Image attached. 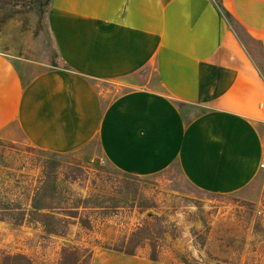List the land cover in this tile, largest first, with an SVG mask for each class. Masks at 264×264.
I'll return each mask as SVG.
<instances>
[{
    "label": "crops",
    "instance_id": "0c3cea01",
    "mask_svg": "<svg viewBox=\"0 0 264 264\" xmlns=\"http://www.w3.org/2000/svg\"><path fill=\"white\" fill-rule=\"evenodd\" d=\"M46 23L61 65L26 79L25 60L0 50V132L14 125L29 146L56 155L114 140L115 155L130 157L122 173L172 161L212 195L257 175L264 76L240 36L264 54V0H52ZM121 82L130 91L105 104L103 86ZM175 105L207 110L185 122ZM94 264L160 263L112 252Z\"/></svg>",
    "mask_w": 264,
    "mask_h": 264
},
{
    "label": "rangeland",
    "instance_id": "374dc122",
    "mask_svg": "<svg viewBox=\"0 0 264 264\" xmlns=\"http://www.w3.org/2000/svg\"><path fill=\"white\" fill-rule=\"evenodd\" d=\"M8 1L17 5L0 4V50L25 60L26 79L61 65L47 34V12L26 7L27 1ZM240 37L264 76L261 48ZM18 69L25 73L19 63ZM118 84L103 86L105 104L130 91L131 82ZM175 107L185 122L207 110ZM112 143L95 139L76 152L51 155L29 146L14 125L0 132V264H94L101 253L123 250L131 234L147 224L161 233L135 253H154L160 264H264V167L239 192L212 195L191 186L171 161L156 173L137 176L127 191L121 170L131 166L130 157L115 155ZM50 159L58 166L47 180L43 165ZM45 180L55 183V194L48 197L66 228L59 235L46 234L29 216ZM72 208L75 217L68 215Z\"/></svg>",
    "mask_w": 264,
    "mask_h": 264
},
{
    "label": "trees",
    "instance_id": "16d2710c",
    "mask_svg": "<svg viewBox=\"0 0 264 264\" xmlns=\"http://www.w3.org/2000/svg\"><path fill=\"white\" fill-rule=\"evenodd\" d=\"M26 1L28 2L26 7L28 6V8H30L33 6L38 9L37 10L38 13H46L51 5L52 0H22L21 3L22 2L24 3ZM0 4L1 6L5 8H8V7L12 8L14 5L15 6L17 5V3H14L13 1L9 2L8 0H0ZM221 11L224 13L227 21L230 23L234 31L236 33L241 32L240 28L238 27L237 24L233 22L230 15L227 12H225L223 8H221ZM44 153H47V152H44ZM48 154H51V153H48ZM51 155H56V154H51ZM57 166H58V162L55 160L50 159V160L45 161L43 167L45 171V178L47 180L53 179L52 172L55 171ZM121 174L124 178L123 182L125 184V190L128 191L130 183H131L130 181H134V179H137V177L132 176L130 174H125V173H121ZM47 180L43 182V185L40 188L41 190L39 191V196L37 198L36 197L33 198V200L31 201V205H30L31 210L29 211V216L32 217L31 221L40 223L43 226V231L46 234L59 235L60 233H63V231H66V228L60 227L61 221L63 222V220L57 218L53 214V211L59 208H55L54 204H50L49 202L50 198L48 196H51V195L53 196L55 194V183L53 181H47ZM49 182L50 183L52 182V183L50 184ZM120 193L124 194L125 196L130 195L126 191H122ZM76 208H72L73 210L67 211L70 217L76 216V212H75ZM148 226H149L148 224L141 226L140 228L137 229V231L132 233L131 237H129L128 241H126V244L123 250H112V252H115L117 254H122L125 256H131V257L135 256L136 249L140 247V245L143 243L144 240L149 241L153 238L152 235H154L155 233L157 234L161 233L160 228L157 230V232L155 230V233H154L148 228ZM147 259L151 262H157L156 255L154 253L151 254V256L147 257Z\"/></svg>",
    "mask_w": 264,
    "mask_h": 264
},
{
    "label": "built area",
    "instance_id": "2783aa9c",
    "mask_svg": "<svg viewBox=\"0 0 264 264\" xmlns=\"http://www.w3.org/2000/svg\"><path fill=\"white\" fill-rule=\"evenodd\" d=\"M261 168L264 167L263 165L260 166Z\"/></svg>",
    "mask_w": 264,
    "mask_h": 264
}]
</instances>
